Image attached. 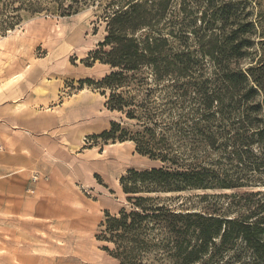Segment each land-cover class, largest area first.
Segmentation results:
<instances>
[{
    "label": "trees",
    "instance_id": "1",
    "mask_svg": "<svg viewBox=\"0 0 264 264\" xmlns=\"http://www.w3.org/2000/svg\"><path fill=\"white\" fill-rule=\"evenodd\" d=\"M76 1L64 6L58 0H0V27L14 26L22 10L69 15ZM219 1L192 0L213 9L212 22L196 40L212 63L207 75L193 72L191 53L176 52L172 44L178 38L177 15L170 18L176 0L108 3L107 35L91 55L111 68L100 82L110 89L106 106L140 128L129 133L113 121L101 135L132 140L140 153L164 163L129 169L120 179L132 209L108 214L99 236L114 245L107 249L120 264H206L235 257L239 241L250 250L251 264H264V191L234 192L233 197L249 200L247 212L235 217L187 211L183 201L172 203L180 194L162 196L264 186V59L242 65L255 45V23L239 21L225 32L227 17ZM206 147L228 162L223 176L196 160Z\"/></svg>",
    "mask_w": 264,
    "mask_h": 264
},
{
    "label": "rangeland",
    "instance_id": "2",
    "mask_svg": "<svg viewBox=\"0 0 264 264\" xmlns=\"http://www.w3.org/2000/svg\"><path fill=\"white\" fill-rule=\"evenodd\" d=\"M58 2L70 4V0ZM109 2L78 0L69 15L59 10H22L14 26L0 27V153L21 156L29 146L38 159L35 168H6L2 174L20 184L50 182L46 202L51 214L46 219L11 215L6 212L8 202H2L0 264H120L107 249L114 245L99 238L108 214L132 209L120 179L129 169L164 165L140 153L132 140L107 148L126 140L101 135L112 128L113 121L129 133L140 128L136 120L106 106L110 89L100 82L111 68L91 55L107 35ZM51 4L57 6V2ZM219 4L227 17L225 32L239 21L255 23V45L242 65L246 68L264 59V0H220ZM172 10L170 18L177 15L178 38L172 41L176 52H190L193 72L207 75L212 63L198 50L196 40L205 33L207 22H212L213 9L203 2L176 0ZM180 24L186 25V32L179 29ZM13 76L16 81L7 83ZM197 153L200 159L196 160L219 176L227 171L228 162L217 152L206 147ZM258 190L264 191V186H216L162 196L180 194L172 203L183 201L187 211L235 217L247 212L249 200L232 194ZM27 192L37 195L33 188ZM251 259L250 250L239 241L235 257L213 258L206 264H251Z\"/></svg>",
    "mask_w": 264,
    "mask_h": 264
},
{
    "label": "crops",
    "instance_id": "3",
    "mask_svg": "<svg viewBox=\"0 0 264 264\" xmlns=\"http://www.w3.org/2000/svg\"><path fill=\"white\" fill-rule=\"evenodd\" d=\"M32 137L34 134L32 133ZM15 154H9V152L0 153V214H3L2 202L7 203V211L11 215H20L22 217H38L46 219L51 216L47 206V194L49 190V183L45 180L38 182H29L20 184L18 180L6 179L7 175L2 174L6 169L13 168H35L36 167V155L34 149L27 147V152L22 151L21 156H13ZM38 157V156H37ZM10 158V159H9ZM19 158L22 162L19 163ZM55 163L52 165L54 167ZM51 174L50 168H46ZM5 178V179H4ZM27 188H33L37 195L35 197L30 196L27 192Z\"/></svg>",
    "mask_w": 264,
    "mask_h": 264
},
{
    "label": "bare ground",
    "instance_id": "4",
    "mask_svg": "<svg viewBox=\"0 0 264 264\" xmlns=\"http://www.w3.org/2000/svg\"><path fill=\"white\" fill-rule=\"evenodd\" d=\"M16 79H17V76H13V77H11L10 79L7 80V83H13V82L16 81ZM4 84H5V83H4ZM126 142H129V141L117 142V143H111V144L108 145L107 148H109V147H114V146H117V145H123V144H125ZM107 152H108V149L105 150V153H107Z\"/></svg>",
    "mask_w": 264,
    "mask_h": 264
}]
</instances>
